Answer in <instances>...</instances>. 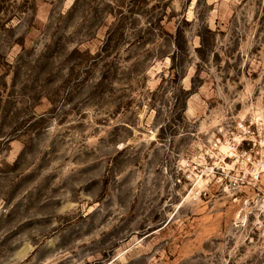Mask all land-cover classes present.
Returning a JSON list of instances; mask_svg holds the SVG:
<instances>
[{"label": "rangeland", "instance_id": "rangeland-1", "mask_svg": "<svg viewBox=\"0 0 264 264\" xmlns=\"http://www.w3.org/2000/svg\"><path fill=\"white\" fill-rule=\"evenodd\" d=\"M259 119L264 0H0V264H264Z\"/></svg>", "mask_w": 264, "mask_h": 264}, {"label": "built area", "instance_id": "built-area-1", "mask_svg": "<svg viewBox=\"0 0 264 264\" xmlns=\"http://www.w3.org/2000/svg\"><path fill=\"white\" fill-rule=\"evenodd\" d=\"M241 140L239 143L233 141L226 142L228 152L227 158L237 157L242 159V164L249 166L248 162L253 159L255 162L248 168V172L242 178H239V185H257L262 182L264 174V119L239 123L236 127ZM214 146L216 148L224 147L222 138L218 137ZM247 161V162H246Z\"/></svg>", "mask_w": 264, "mask_h": 264}]
</instances>
